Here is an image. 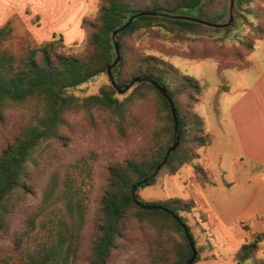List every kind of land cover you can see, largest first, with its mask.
<instances>
[{"label": "trees", "instance_id": "1", "mask_svg": "<svg viewBox=\"0 0 264 264\" xmlns=\"http://www.w3.org/2000/svg\"><path fill=\"white\" fill-rule=\"evenodd\" d=\"M254 2L236 0L232 23L212 28L218 36L199 51L192 45L198 39L194 32L206 25L197 22L142 15L119 32L121 57L112 69L117 86L122 88L137 77L151 78L167 90L176 108L179 144L168 156L177 138L175 119L169 100L153 83L141 80L119 94L109 79L98 93L85 97L71 94L69 89L97 75L108 76L107 68L117 56L113 31L133 13L186 14L181 10L197 9L210 15L204 0H99L96 15L82 20L87 41L79 54L67 52L62 38L29 46L22 53L0 49V123L9 112H19L17 128L0 149V264H115L134 229L143 233V256L129 257L123 264H188L193 249L176 217L195 241L193 264L216 257L212 249L198 245L188 223L187 215L197 208L193 198L145 201L138 194L140 188L158 184L186 165L192 166L199 183H213L199 161L201 149L208 143L205 118L197 109L203 93L201 81L169 60L147 55L143 43L148 39L164 42L166 56L214 58L222 79L225 70L248 68L246 56L264 38V10ZM225 16L224 12L216 14L218 20L226 21ZM244 29L247 34L242 33ZM16 31L14 21L0 27V42L12 39ZM227 89L221 85L212 102L217 115L220 95ZM82 121L92 128L113 130L120 140L141 139L123 159L107 166L87 244L90 209L84 173L91 168L84 158L81 163L52 169L37 208L27 212L24 207L41 169L68 145L77 122ZM159 164L157 175L144 182ZM134 185L140 203L134 201ZM142 204L161 207L148 209ZM200 214L207 221L202 211ZM262 239L259 235L244 243L234 254L235 264H264L258 256Z\"/></svg>", "mask_w": 264, "mask_h": 264}, {"label": "crops", "instance_id": "2", "mask_svg": "<svg viewBox=\"0 0 264 264\" xmlns=\"http://www.w3.org/2000/svg\"><path fill=\"white\" fill-rule=\"evenodd\" d=\"M90 6V0H0V27L14 21L33 45L56 37L65 40L64 32L81 25ZM246 60L248 68L225 70L222 79L207 87L198 106L208 133L199 161L213 183H199L191 167L164 182L166 186L167 179L178 177L184 195L178 197L197 202L211 232L221 233L230 245L231 264L235 251L259 235L258 256L264 259V38ZM221 85L228 89L220 95L217 115L212 101ZM209 114L215 120H209Z\"/></svg>", "mask_w": 264, "mask_h": 264}, {"label": "rangeland", "instance_id": "3", "mask_svg": "<svg viewBox=\"0 0 264 264\" xmlns=\"http://www.w3.org/2000/svg\"><path fill=\"white\" fill-rule=\"evenodd\" d=\"M204 1L208 11L210 12V15L201 14L197 9H182L181 11L186 13L183 15L195 16L212 22L221 23L225 21L220 19L218 20L216 14L224 12L226 15L225 19L226 21L228 20L229 0ZM90 4L91 6L89 13L85 16H95L98 12L99 0H90ZM254 5L264 10V0H255ZM64 33L65 40L63 38L62 39L65 44V50L70 53H81L84 50L87 41L86 33L82 27V23L78 27L72 26L71 29L65 31ZM242 33L247 34L248 29H244ZM194 35H196L198 39L192 41V45L193 47H195V49H197V51L211 46V40L218 36L212 30V28L208 26L196 28ZM60 38L61 37H56L55 39ZM29 46L35 45L30 42L28 34L21 33V31L18 29L12 39L0 42V49H7L15 53H22ZM143 48L145 49V53L147 55H153L158 58L169 60L175 67H178L184 73L199 79L202 83L203 91L207 87L213 86V84L220 79V76L216 74V67H218L217 63L212 58L192 59L178 54L166 56V47L164 45V42L160 40L148 39L144 41ZM108 82V76L106 74H100L91 81L83 82L77 87L69 89V93L79 97L96 94L100 91V88ZM199 103L197 105V109L203 116L198 107ZM203 108L204 110L202 109V111L205 112V105ZM78 119L80 120V118ZM208 119L215 120L214 115L209 114ZM18 124V111L9 112L6 120L3 123H0V149L11 138ZM140 142V137H133L130 140L124 141L120 140L113 130L92 128L88 126L85 121L77 122L70 135L68 145L61 148L58 154L52 159L50 164L46 167H43L39 172L35 181V191L29 195L27 201L25 202L24 207L26 211L31 212L39 205L42 198V187L47 181L49 173L52 169L63 167L66 164L75 161H80L81 163V158H84L88 161V164L91 168L90 173H84L87 180V184L84 186V190L88 198L87 202L90 209V221L85 233V243L87 244L92 219L100 197L102 185L105 181L107 166L112 161L123 159L132 149L137 147ZM185 167H191L192 169L191 165H186ZM167 176L168 175H165L164 179L158 184L148 185L140 188L138 191L140 198L145 201H155L175 196L183 197V186L177 179L178 177L173 176L171 177V179H167L165 186L164 182ZM201 211L202 210L197 204V208L195 209V211L192 214L187 215L188 223L191 226L192 232L198 245L204 250L212 249V252L215 253L216 257L214 259H201L200 261L205 262L198 261L194 264H231L230 262L232 261V257L229 255V252L231 251L230 245L227 244L221 233L218 232L214 234L211 232L209 225L206 224V221L203 220V217L200 214ZM129 236V240L126 241V246L122 248L120 256H118L119 260H117L115 264H123L124 261L129 257L139 259L142 258L145 244L143 241V233L140 230L134 229L130 231ZM202 254L204 256L206 254V251Z\"/></svg>", "mask_w": 264, "mask_h": 264}, {"label": "water", "instance_id": "4", "mask_svg": "<svg viewBox=\"0 0 264 264\" xmlns=\"http://www.w3.org/2000/svg\"><path fill=\"white\" fill-rule=\"evenodd\" d=\"M235 2H236V0H229V18H228L227 21L221 22V23L220 22H212V21H209V20L201 19V18H198V17H195V16H190V15L169 13V12H165V11L147 10V11H139V12L133 13L130 16V18L127 20L126 23H124L122 26H120L119 28H117V29H115L113 31V42H114V45H115L117 56H116L114 62L107 68V73H108V76H109V79H110L112 85L117 89L118 93L119 94L126 93L131 88V86L134 83L138 82V81H141V80L142 81H149V82L153 83L167 97V99L170 102V105H171V108H172V112H173V115H174V119H175V132H176L177 138H176L175 143L173 144V146L168 150L167 156L179 144V137H180L179 130H178V119H177L176 108L174 106V103H173L171 97L169 96L167 90L165 88H163L158 82H156L153 79L148 78V77H145V78H139V77L134 78L126 86H124L122 88L117 86V83H116V81L114 79V76H113V73H112V69L119 62L120 57H121L118 34H119V32H121V31L125 30L127 27H129L136 17L142 16V15L164 16V17H167V18L181 19V20L197 22V23L206 25V26L211 27V28H224V27L229 26L232 23L233 19H234ZM166 158L167 157H165L163 162H165ZM161 165L162 164H159L157 166L156 170L154 171V173L151 174L150 176H148L147 178H145L144 182H147L150 179L154 178L157 175L159 169L161 168ZM132 194H133L134 201L136 203H140V200L137 197V186L136 185L133 186ZM142 207L143 208H148V209H153V208H157V207H161V206H158V205H155V204H142ZM176 218L182 224V226L184 227L186 236L188 237V239L190 241V244H191V247L193 249V255L188 261V264H193V261L195 260V258L197 256V250H196L195 241L192 238V236L190 235L189 229L187 228L186 224L183 223L179 217H176Z\"/></svg>", "mask_w": 264, "mask_h": 264}]
</instances>
